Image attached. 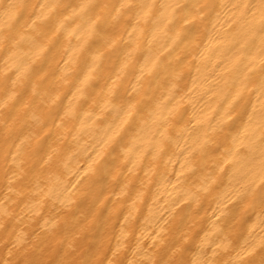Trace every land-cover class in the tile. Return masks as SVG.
<instances>
[{
	"label": "clouds",
	"instance_id": "obj_1",
	"mask_svg": "<svg viewBox=\"0 0 264 264\" xmlns=\"http://www.w3.org/2000/svg\"><path fill=\"white\" fill-rule=\"evenodd\" d=\"M0 264H264V0H0Z\"/></svg>",
	"mask_w": 264,
	"mask_h": 264
}]
</instances>
